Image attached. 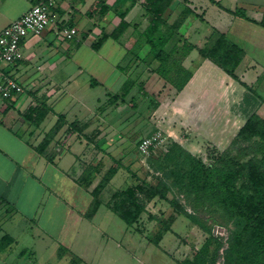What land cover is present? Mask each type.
Wrapping results in <instances>:
<instances>
[{"label": "rangeland", "instance_id": "1", "mask_svg": "<svg viewBox=\"0 0 264 264\" xmlns=\"http://www.w3.org/2000/svg\"><path fill=\"white\" fill-rule=\"evenodd\" d=\"M197 5L205 12V21L197 17L189 18L187 23L181 28V33L193 43L199 42L209 27H215L226 33L231 40L242 46L249 54V59L243 60L241 67L237 71L241 72L246 63H252L243 72L245 73L247 69L249 70L254 66L252 70L259 76L243 74L245 82L248 79L249 86H256L258 83V93L264 97V27L230 12L239 8L243 9L248 16L258 18V16L264 15V0H198ZM23 7L24 3L20 6V10ZM177 9L180 10V5L176 2L174 10ZM131 18H133V22H136L137 31L134 33L129 32L127 35L130 36V39L133 38V43L135 44L139 39L140 33L147 26L148 20L143 14L132 16ZM103 26L100 24L99 29L101 30ZM196 29L198 31L204 30L203 32H195L194 30ZM84 37L85 34L82 33L80 38ZM123 39V46H125L130 39L127 41L126 36ZM93 40V37L89 38L87 36L81 44L79 43L80 45L75 44V40L69 42L72 46L63 55L74 62L67 67L69 68L68 73L73 76L72 78L82 82L87 77L88 72L100 70L99 72L108 75L109 79L113 81L115 73L112 72V69H109L108 65L121 60L124 57L125 50L119 43L109 39L96 52L88 46L90 41ZM130 47L132 46L130 45ZM146 52L147 48L142 50L144 58L135 70L139 73V80L141 78V80L148 82L154 73L146 66V63L150 60L146 56ZM194 55L199 54L195 52ZM250 57H253L254 60L250 59ZM104 60L110 62L105 63ZM186 61L187 66L190 67L189 69H193L197 62L194 56ZM79 66L82 67V73L78 71ZM207 66L210 69L207 70ZM36 67L37 65L34 66L35 69ZM202 68L200 74L207 72V77L200 75L198 85L200 87L206 86L210 92L217 91V82L222 78L218 79V76L220 72H224L210 61H207ZM256 77L258 79L255 83ZM159 81L158 84L156 83L157 86L155 84L150 88L151 91L149 92L153 93L152 95L147 94L145 96L139 92L138 88L134 92L133 98H128L126 110L124 109L122 114H120L121 116L116 120V127L125 136H123L124 140L118 147L123 155H126L127 152L130 153V157L128 156L130 159L125 162L128 165V170L125 173L126 184L121 186L122 190L143 185L144 183L153 186L160 179L170 183V179L167 177L169 169L160 167L162 165V157L172 141H183L185 149L192 151V154L202 158L207 164L211 163L224 150L232 148L238 127L244 123L246 117L253 112L254 106L258 103L252 99L254 95L247 87L238 83V81L237 83L227 82L220 91L223 95V101H220L219 97L211 99L208 113L203 109L202 104L200 106L197 105L194 111H196V116L199 117L200 121L189 122L188 124L187 122L174 120L170 112V106L176 92L175 88L165 80ZM113 84L115 90L118 91L120 85L115 81H113ZM162 84L163 87L161 86ZM167 84L172 86V88ZM167 86L169 88H166ZM90 87L87 88L90 93L105 97L104 89L100 87L93 89ZM243 95L244 98H242ZM38 101L44 102L46 99L31 97L29 103L21 106L23 110L15 113L17 119L21 120L20 125L15 123L11 125L8 122V117L5 118L0 113V118L2 117L3 121L8 122H5L6 125L13 128L15 132L20 130L22 137L19 138L32 143L35 142L37 143L36 145L44 140L47 133L43 130L47 126L48 121H45L39 130H34L33 134H30L29 129L32 130L35 127L30 126L22 114L32 105V102ZM229 102L234 103V106L232 104V106L229 105L232 110L228 106ZM238 102L242 103L240 107L237 104ZM19 105H21V102ZM58 108L59 105L55 106L56 110ZM159 108H162V110ZM261 112L264 114V111ZM130 117L135 120L131 121ZM139 117H143V119ZM127 118L130 120L126 121L128 120ZM138 122L140 124L136 128H139L140 131L137 133L132 132L131 130L136 128L132 129L131 127L138 124ZM187 125L192 127V130L188 129ZM0 129L9 133L5 128ZM156 133L162 134V137H165L164 140L154 148L149 156L143 157L138 151V142ZM103 163L97 172L98 176L95 174V179L97 178L98 182L101 181L107 172V170L103 174L101 172L105 164ZM37 172L36 180L34 181L35 191L30 196V200L20 197L19 202L12 206L8 202L6 204L3 200H0V238L4 234H9L16 241L0 252V264H73L74 259L78 257L75 252L77 254L83 252L86 258L91 261V264H183L186 260L192 261L194 259H199L198 263H201L200 259L202 258L205 260L202 264H208L212 260L213 253L220 242L222 246L219 249L216 264H223L225 261V249L228 247L231 233L244 229L245 221L242 218L228 219L218 206L209 208L202 206L196 210L193 207L192 200L186 195L179 194L174 188L167 193L168 199L175 197L178 200V205L185 208L192 217L179 215L171 221L170 218L174 213V209L169 200L156 197L147 204L146 212L134 227H128L114 213L109 214L113 219L100 220L101 214H108L106 209H102L101 214L95 216L93 221L74 226L73 221L68 216L66 217V211L63 210L62 206L60 211L57 214L55 213L54 220L49 218L52 214L51 204L53 200L48 198L49 195H44L47 183L49 185L47 181L48 172L44 171L43 173L42 168H38ZM119 177L120 175L115 178L113 184L107 190L120 184L119 181L122 179H119ZM118 190L120 189L116 191ZM113 194L104 195L106 201L108 200L106 205L112 201ZM91 199L90 196L84 195L82 202L80 201L81 199L77 198L74 199V202L78 204L79 208L90 211L92 203L89 204V200ZM67 202L71 203V200L68 198ZM67 206L70 207L69 204ZM48 220L50 223H48ZM195 220H200L206 229H210V233ZM164 221H167L166 223L170 227L168 232L164 230ZM103 230L108 235L100 234V231ZM160 233H163V237L159 242H156ZM49 238L52 241L48 240ZM206 244L207 248L203 253L202 249ZM62 247L70 249L69 252L67 248L63 249ZM198 252L202 253L199 258L197 257ZM78 258L81 260L80 257Z\"/></svg>", "mask_w": 264, "mask_h": 264}, {"label": "crops", "instance_id": "2", "mask_svg": "<svg viewBox=\"0 0 264 264\" xmlns=\"http://www.w3.org/2000/svg\"><path fill=\"white\" fill-rule=\"evenodd\" d=\"M95 1L96 0H60L52 9L54 15L53 25L50 26L42 36L28 37L23 41L22 48L24 58L11 66L0 63L6 72L11 74L25 87V91L22 94H19L11 99L14 103L12 108L8 109V103L5 99L0 97V113L5 118L8 117V122H10L11 125L14 123L19 125L21 124V120L17 119L15 113L23 110L21 109V106L25 103H29L31 97H42L46 99L44 102H46V104L53 109V112H50L44 120V122L48 121L47 126L44 127V132L46 131L47 133L55 125L59 114L65 116L63 126L60 128V131L49 145L48 150L51 155L50 157H53L52 161L47 157L38 154L34 150L31 145L35 146L37 143H32L28 140L19 138L15 134V130L5 124L7 121H3V119H1L2 117L0 118V128H5L10 133L9 135V133L1 131L0 129V200H3L6 204L8 202L10 206H12L19 202L20 197H24L26 199L31 198L30 196L33 195L35 191L34 181L36 180V173H38L37 170L38 168H42L43 173L44 171L48 172L47 181L49 182V185L47 183L44 195H49L48 198H52L53 200L51 204L52 214L49 218L54 220L56 214L60 211L62 206L63 210L66 211V217L68 216V218L73 221L74 226L82 225L84 222L93 221L95 216L101 214L102 209H106L108 214H101L100 220L113 219V217L109 215L113 212L106 206V202L108 200L106 201L105 196L108 193H114L117 189H123L121 186L126 184L125 173H127L128 170V165H126L125 162L130 159L128 158L130 153L127 152L126 155H123L121 149L118 147L122 143V140H124V134H122L116 127V120L121 116L120 114H122V111L124 109L126 110V101L129 100L128 98H133L134 92L138 90V86L135 84L130 94L124 99V101L112 104L111 106H106L105 101L108 98L107 94L109 92L116 93L117 91L114 88L115 86L113 81L120 85V88H118L117 91L119 92L123 83L127 79L126 77L131 76L134 80H141V78L140 80L138 78L139 73L135 70V65L139 64L141 59L144 58L142 50L145 49L142 48V50L138 53L140 60H136L135 63H132L130 68L126 69V65L131 63L130 59L128 57L126 58V51L131 48L130 45L133 46L134 44L133 38L130 39V36L127 34L129 32L134 33L137 31L136 27H131L128 29L126 34V40L128 41L130 39L128 44L123 46L124 43H119L125 50L124 57L121 60L109 63L108 65L109 69H112V72L115 73L113 81L109 79L108 75L103 72H99L100 70H95L91 73L88 72L87 77L82 80V82L72 78L73 76L69 75V68L67 67H69V64H72L74 61L68 60L67 57L63 55L64 52H68L72 46L69 42L75 40V44H81V42L84 41L80 38L82 33L85 35L88 34L89 38L93 37L95 39L102 29L111 31L119 22V16L114 9V2L116 0H104L105 4L111 8L105 15L95 14L92 18H88L87 12ZM133 1H136V4L133 5ZM181 1L184 0H175V3H179ZM188 1L189 6L191 8H195L197 13H204L205 19V12L197 5L198 0ZM35 2H37V0H0V32L13 21L24 15ZM22 3H24V7L20 10ZM120 10L127 12L126 19L133 24L136 22H133V18L131 17L142 15L144 13L143 8L138 4V0H126ZM176 11H178V9ZM262 17L263 15L258 16V18H251L260 20ZM100 24L104 25L101 30L99 29ZM60 27L77 28L78 35L74 39L68 40L60 35ZM131 29L132 31H130ZM203 30L204 29L198 31L196 29L194 31L203 32ZM91 42L92 41H90L88 46L92 49ZM244 51L245 55L243 60L249 59L248 51L245 49ZM195 52L197 51H192L188 57L191 58L194 56L197 60L192 69L194 71V75L182 91L174 93L170 106V112L172 113L174 120L187 122L188 124L189 122L200 121L198 119L199 117L196 116V111H194L197 105L200 106L202 104L203 109H205L208 113L211 99L219 97V100L223 101V95L220 92L223 85L227 82L230 83L231 81L237 83L236 80L228 76L226 73L220 72L218 79L222 78L217 82V91L214 90L210 92L206 86L200 87V85H198L200 75L202 77H207V72L200 74V71L203 69L202 66L209 60L203 59L200 55H194ZM250 59L254 60L253 57H250ZM186 60L184 61V65L187 68H190L187 66ZM104 62L107 63L110 61L104 60ZM242 62L238 68L241 67ZM35 65H37L36 69L34 68ZM250 65H252V63H246L241 72L237 71L238 76L244 82L245 78L243 74H250L252 76L258 75L252 70V67L254 66H252L249 70L247 69L245 73L243 72ZM120 66L122 67L120 68ZM81 68L82 67L79 66L78 71L80 73L83 72ZM206 68L207 70L210 69L208 66ZM257 79L258 77H256L255 83ZM92 80L97 81L98 83L92 86ZM159 80L164 81L163 78L154 73L148 82H145L144 88L149 95L153 94L149 92L151 91L150 88L156 83L158 84V82H160ZM246 83H249L248 79H246ZM258 85L259 84L257 83V86ZM161 86L163 87V84ZM257 86L256 90L258 93ZM88 87L93 89L100 87L104 89L105 97L96 96V93H90L87 89ZM170 87L172 88V86ZM166 88L169 87L167 86ZM242 98H244V95ZM20 102L21 105H19ZM32 104H36V102H32ZM231 104L234 106V103L230 102L228 103V106ZM237 104L239 107L242 105L241 102H238ZM57 105H59V108L56 110L55 106ZM229 108L231 107L229 106ZM229 108L228 110L231 112L232 108L231 110ZM159 109L162 110V108ZM261 111H264V103L259 102L258 100V103H256L253 108V112H256L264 118V114H262ZM139 118L143 119V117ZM127 119L128 120L126 121H129L130 119L131 121L135 120L133 117ZM72 122H75L76 124L69 127V124ZM140 122L131 128L135 129ZM243 124L244 123H242V125ZM40 127L32 130L29 129L30 134H33L34 130H39ZM68 128H70V131L67 132L66 130ZM187 128L192 130V127L190 126ZM131 131L137 133L140 129L136 128ZM177 142L184 146L183 141L177 140ZM115 161L121 162L120 168L100 193V207L92 215H90L88 212L89 210L79 208L78 204L74 202V199H81L80 201L82 202L84 195H88L92 198L89 200V204L93 203L94 198L91 191L93 190L92 188L100 182H98L97 178L95 179V174L98 176L97 172L103 162L105 164L103 163L104 167L101 171L102 174L108 170ZM89 165L95 166L96 169L91 175L92 185L89 188H86L79 185L77 180ZM118 175H120L119 179H122L119 181L120 184L107 190V188L113 184V181ZM68 198L71 200V203L67 202ZM68 204L70 207L67 206ZM13 209L15 210L14 207ZM48 223H50L49 220ZM100 232V234L108 235V233L104 230ZM48 240L52 241L50 238ZM62 248L66 249L67 247ZM69 250L70 249L67 248L68 252ZM75 254L81 258L80 264H91V261L86 258L83 252H79V254L75 252Z\"/></svg>", "mask_w": 264, "mask_h": 264}, {"label": "trees", "instance_id": "3", "mask_svg": "<svg viewBox=\"0 0 264 264\" xmlns=\"http://www.w3.org/2000/svg\"><path fill=\"white\" fill-rule=\"evenodd\" d=\"M125 2L126 0L114 2L119 22L111 31L101 30L91 42L93 50L99 51L109 39L124 43L123 38L128 29L136 27V24L126 19L127 12L120 10ZM132 4H136V1H133ZM138 4L143 8V15L147 18L148 24L140 33L139 39L136 41L137 44L135 43L126 51V58L129 57L131 62L126 65V69L135 63L134 60H140L139 51L142 48H147L146 56L150 60L146 66L152 73L158 74L171 84L176 92H180L194 75V71L187 68L184 61L192 51L196 50L203 59L209 60L228 76L251 90L254 95L253 100L264 103V98L257 93V84L249 86L237 74V69L245 55V51L240 45L231 41L224 32L215 27H209L197 43L191 42L187 36L181 33V28L189 18L197 17L205 21L204 13H197L195 8L189 6L188 0L178 3L180 5L178 11L174 10L175 0H138ZM110 9L104 0H96L88 10L87 16L92 18L95 14L105 15ZM230 12L264 27V15L260 20H255L249 17L243 9L237 8ZM87 36L88 34L85 35V37ZM137 66L138 64L135 65V68ZM145 82V80H134L131 76L127 77L119 92L107 94L106 106L124 101L135 84H137L139 92L146 96L148 93L144 88ZM97 83V81H91L92 86ZM5 100L8 103L7 108H12L13 101ZM50 112H53V109L46 102L38 101L36 104L30 105L22 115L30 126L39 128ZM64 122L65 116L59 114L55 125L47 132L44 140L38 145H31L38 154L53 160L48 150L49 145ZM75 124L72 122L69 127ZM19 131L17 130L15 134L22 137ZM66 131H70V128ZM233 151L235 152L233 153ZM161 164L160 168L169 169L167 177L170 179V183L160 179L153 186L144 183L126 190L115 191L112 201L108 202L106 206L130 228L138 224L147 210V204L156 197L169 200L174 209L171 221L179 215L192 217L185 208L178 205V200L175 197L168 199L167 193L174 188L179 194L190 198L196 210L202 206L206 208L218 206L228 219L240 217L245 221L243 230L231 233L228 247L225 249L223 264H264V118L256 112H251L237 131L232 148L224 150L209 164L185 149L177 141H172L169 144ZM120 165V161H115L91 191L94 201L89 211L90 215L100 207L99 195L105 185L115 176ZM95 169V166L89 165L78 178L79 185L89 188L92 185L91 175ZM195 221L206 229L200 220ZM166 222L164 221V230L168 232L170 227ZM206 230L210 233V229ZM162 237L163 233H160L156 242H159ZM14 242L15 239L11 235H2L0 252ZM221 246L220 242L208 264H216ZM206 248L207 244L202 249L203 253ZM200 255L202 256V253L198 252L197 257L199 258ZM198 260H186L183 264L205 262L203 258L200 259L201 263H198ZM80 262L81 260L76 257L73 264H80Z\"/></svg>", "mask_w": 264, "mask_h": 264}, {"label": "built area", "instance_id": "4", "mask_svg": "<svg viewBox=\"0 0 264 264\" xmlns=\"http://www.w3.org/2000/svg\"><path fill=\"white\" fill-rule=\"evenodd\" d=\"M59 1L37 0L24 15L0 32V63L11 66L24 58L23 41L28 36H42L53 25L52 9ZM59 33L70 40L78 35V29L64 27ZM24 91V85L0 65V97L12 99ZM164 138L160 133L143 138L138 145L139 153L143 157L149 156Z\"/></svg>", "mask_w": 264, "mask_h": 264}]
</instances>
